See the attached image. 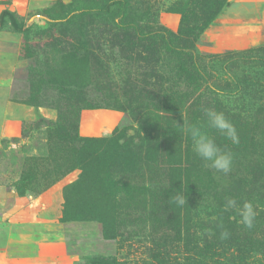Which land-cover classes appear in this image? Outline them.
<instances>
[{
  "label": "rangeland",
  "instance_id": "rangeland-1",
  "mask_svg": "<svg viewBox=\"0 0 264 264\" xmlns=\"http://www.w3.org/2000/svg\"><path fill=\"white\" fill-rule=\"evenodd\" d=\"M180 1L185 9L194 7L195 16L205 4L129 0V5L135 13L148 8L147 19L172 34L181 22L172 7ZM229 1L202 36L191 40L200 59L193 67L164 40L142 47L117 39L108 33L107 15L73 23L50 19L70 14L71 0H0V14L9 10L29 29L27 35L8 23L0 28L3 263L95 264L101 256L146 260L149 249L159 248L172 251L171 264H192L195 259L184 260V228L178 234L175 226L184 223L183 212L180 222L170 220L176 187L188 183L192 191L199 178L208 184L205 193L198 187L187 197L190 228L198 235L213 233L217 198L255 203L264 192L259 186L264 182V0ZM56 47L62 50L60 63ZM228 53L248 56L229 60ZM67 89L81 92L83 100L63 92ZM78 106L83 108L76 132ZM205 107L226 115L239 144L207 126ZM87 110L99 111L92 132V117L81 126ZM182 120L200 124L232 153L228 174L205 166ZM74 132L90 140L71 146ZM117 147L130 153L118 154ZM191 163L203 169L197 180ZM80 215L86 218L70 217ZM263 223L255 219L252 229L238 228L240 236L252 237L250 264H264ZM129 232L136 236L123 237ZM113 234L122 236L108 237Z\"/></svg>",
  "mask_w": 264,
  "mask_h": 264
},
{
  "label": "trees",
  "instance_id": "trees-1",
  "mask_svg": "<svg viewBox=\"0 0 264 264\" xmlns=\"http://www.w3.org/2000/svg\"><path fill=\"white\" fill-rule=\"evenodd\" d=\"M205 4L200 7L201 12L199 15L195 16L196 11H193L194 7L184 8L183 2H178L175 5V8L172 7L173 11L180 13L181 22L180 26L176 33H170L163 26L156 24L155 22L149 21L147 19L148 8L141 9L139 13L132 12V9L129 5V0H71L69 5H72L70 14L68 15H58L50 17V19L57 20L59 23H73L81 22L82 20L88 18L91 14H100L107 15L110 17L112 22V27L108 29V33H112L117 39H125L130 44L144 46L146 43L149 45L155 46L156 41L164 40L169 42L171 49L177 53L178 56H183L189 63L195 67L200 63V59L197 55L196 49L191 44V40L196 39L202 36L203 31L207 28L210 23L218 16V14L229 6V0H200ZM75 2V4H73ZM195 3V1L193 2ZM197 6V5H196ZM194 12L192 17L190 13ZM34 14H40L38 12ZM41 15H45L41 13ZM46 16V15H45ZM194 19V21H193ZM193 21V22H192ZM10 24L15 30L23 31L25 34L29 31L28 27L25 28L23 21L18 20L13 13L5 9L0 14V28L5 24ZM83 29L84 35L87 37L89 34L88 24ZM29 33V32H28ZM27 33V35H28ZM57 48V62H62V50L60 47ZM60 54V55H59ZM228 53L226 59H232L233 57H246L247 54L239 55ZM63 92H70L73 98L77 101L80 100L81 96L83 100V95L81 92L63 90ZM60 113V106L56 105ZM83 107L78 106L75 108L77 114L74 118L73 127L77 132L78 127V113ZM62 118V117H61ZM60 123V122H59ZM70 121H65L64 124H68ZM57 124V121L56 123ZM59 128V127H58ZM76 132L69 138L71 146L77 147L79 143H83V146L86 145L89 138H83L79 136ZM14 138L13 140H15ZM78 149V148H77ZM119 150V152H118ZM118 154H129L130 151L120 150V147H117ZM189 171L195 177V180L198 179V176L203 172L202 167H199L197 164L191 163ZM188 178L186 179V181ZM260 188L264 190V182L260 185ZM201 188L202 194L205 193V190L208 191V184L201 183L200 178L199 182L195 183L194 188ZM179 192H183L188 197L190 194L191 188L188 183L179 185L176 187ZM204 189V191L202 190ZM254 189H258L256 186ZM237 200V199H236ZM226 198H217L215 204L212 206L215 208L216 219L214 221L213 233L210 235L197 234L194 233L191 228V210L192 203L187 199V203L180 207L175 203H170L171 219L180 222L182 220V212L184 216V223H175V226L183 227V236L185 245V257L187 259H195L194 263L192 261H187V263L192 264H250V253L249 246L247 242H251L252 237L250 235H241L238 234V228L241 227L239 223V216L233 210L225 211L224 205L226 204ZM239 203L244 202L243 200H237ZM245 201H250L249 199ZM252 202V201H250ZM209 205V204H208ZM255 210L258 215L256 216L257 220L264 222V192L260 194V197L253 203ZM77 219H85L86 215L80 216H70ZM264 224V223H263ZM264 226V225H263ZM227 232L228 236L223 237L222 233ZM108 234V233H107ZM121 234H113L108 237H115ZM123 237L128 238L129 236H136L135 233H125L122 234ZM121 235V236H122ZM209 236V238H208ZM259 239L256 238V241ZM188 242V243H186ZM189 246V247H188ZM192 252V254H189ZM172 251H166L159 248L149 249L147 253V259H119L117 256H101L98 257L95 261V264H171L175 263L172 258ZM191 255V256H190ZM221 255V256H220ZM197 259V260H196ZM186 264V263H185Z\"/></svg>",
  "mask_w": 264,
  "mask_h": 264
},
{
  "label": "clouds",
  "instance_id": "clouds-1",
  "mask_svg": "<svg viewBox=\"0 0 264 264\" xmlns=\"http://www.w3.org/2000/svg\"><path fill=\"white\" fill-rule=\"evenodd\" d=\"M206 117L207 126L214 129L220 136L230 141L231 144H239V134L236 126L226 117V115L214 108L205 107L203 109ZM182 130L192 141V147L195 154L205 162V166L213 169L218 173L228 174L232 170L233 155L231 152L222 149L216 140L204 130L203 126L196 123H189L182 120ZM172 202L177 206H184L187 203L186 196L183 192H175L172 196ZM224 210H233L239 216V223L246 229H252L254 221L258 215L254 205L250 201L239 203L236 199L228 198L224 205ZM227 237L228 233H222Z\"/></svg>",
  "mask_w": 264,
  "mask_h": 264
},
{
  "label": "crops",
  "instance_id": "crops-1",
  "mask_svg": "<svg viewBox=\"0 0 264 264\" xmlns=\"http://www.w3.org/2000/svg\"><path fill=\"white\" fill-rule=\"evenodd\" d=\"M254 1H257V0H254ZM98 112L99 111H96V110H87V111H85V114H83V119L81 118V126L83 124V128H84V124L86 125V122H87L86 120L89 121V119L92 117V124L89 122L91 126L88 128V131L92 132L96 128V125H97V124H95L94 120H98L99 119V118L96 117V116H99ZM101 112H103V111H100V113ZM105 116L107 118L108 114L106 113ZM83 134L90 135L92 133H86V132L83 131ZM2 257L3 258H7L5 255L4 256H0V264H7L8 261H5L3 263L4 259ZM16 260L19 261V263H20V261H23L22 259L21 260L20 259H16Z\"/></svg>",
  "mask_w": 264,
  "mask_h": 264
}]
</instances>
